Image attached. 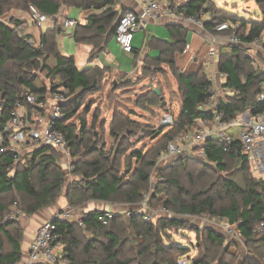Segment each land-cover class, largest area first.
<instances>
[{
	"label": "trees",
	"instance_id": "obj_1",
	"mask_svg": "<svg viewBox=\"0 0 264 264\" xmlns=\"http://www.w3.org/2000/svg\"><path fill=\"white\" fill-rule=\"evenodd\" d=\"M116 1L0 0V16L9 14V23L0 20V127L7 120L11 105L15 100H22L24 92L34 94L39 100L60 88L75 95L74 99L62 104V116L57 122V127L64 134L70 148L72 172L80 176L66 191L65 197L71 207L90 199L139 203L144 192L149 189L151 171L156 166L157 158L165 150L166 143L195 120L212 118L211 112L197 108L211 96V81L201 68L188 74L178 71L175 55L184 52L187 47L189 31L182 25L172 24L168 27V40L151 36L147 42L149 48L158 51L157 57L146 54L142 58L144 63L167 65L182 91L180 110L174 118V125L166 131L158 128L149 133L154 139L162 135L159 143L146 154L133 149L130 157L138 165L132 168L130 162L126 167V175L121 176L114 161L102 149L94 146L84 124L80 137L75 134L74 127L68 120L78 110L82 95L98 91L104 73L111 69L98 66L79 69L73 56L63 55L57 42V35L62 31L59 19L67 18L65 15L71 7L81 11L92 10L85 23L78 22L72 31L75 43L92 46L89 54V60H92L113 38L116 22L125 12L114 8ZM210 4V0H189L179 9L185 14H208L203 28L209 33H215V26L226 21L238 23L239 27L229 29L224 34H234L244 44H251L262 38L264 0H256L262 12V19L257 21L234 18L215 9L213 13ZM32 8L47 16L44 23L49 20H54L55 23L52 28L43 29L44 23L38 27L40 34L36 47L26 41L30 39V35H21L10 26L25 25ZM20 14L28 16L23 18ZM241 29H247V32L240 33ZM224 45L227 51L219 53L216 70L219 74H225L224 88L233 92L219 101L218 107L224 111V119L233 118L246 109L252 113L264 111V103L257 100L264 74L246 68L249 60L240 55L242 44ZM262 48L264 50V41ZM133 50L139 55V50ZM38 72H45L50 83H36ZM55 78L57 81H54ZM158 90L160 95H156L153 89L152 95L163 99L161 90ZM152 100L147 99L146 102L152 103ZM136 127L138 125L132 119L116 114L109 126V134L121 144L125 141L123 133ZM203 151L205 161L188 156H177L167 161L169 163L157 173L158 183L155 194L152 197L150 195L149 205L157 193H162L166 195V199L161 201V206L165 209L172 208L175 212L188 216H221L230 224L238 222L237 229L245 239V246L253 251L246 255L243 264H264V227L260 233L253 232L257 224L264 223V180L253 175L249 161L240 153V143L237 140L229 145L207 140ZM125 152L126 149H119L116 155L123 156ZM77 154L82 157L77 158ZM95 154V157L89 159ZM16 159L11 152L0 154V264H16L22 256L20 244L23 228L20 217L3 222L5 215L12 209L11 206L16 203L26 215L47 207L57 197L64 177V168L58 163L60 155L51 146H40L18 161ZM232 167L234 170L229 177L219 175ZM15 197H20L21 201L18 202ZM101 212L93 210L85 213L83 226H79L76 221L55 222L63 246L61 256L67 258L69 264H177L181 256L189 252L188 247L162 242L163 232L173 227L187 226V219L168 217L150 222L139 214L128 218L115 216L106 225H102L98 221ZM84 229L91 234L86 240ZM193 229L199 232L198 228ZM202 231L205 234L202 241L204 251L191 259V264L242 263L236 255L228 253L231 244L224 243L222 234L206 227ZM125 232L131 234L130 238L122 237ZM138 237L140 242L132 240ZM126 239L131 247L137 246L135 250L130 249L134 252L131 256L123 253Z\"/></svg>",
	"mask_w": 264,
	"mask_h": 264
},
{
	"label": "built area",
	"instance_id": "obj_2",
	"mask_svg": "<svg viewBox=\"0 0 264 264\" xmlns=\"http://www.w3.org/2000/svg\"><path fill=\"white\" fill-rule=\"evenodd\" d=\"M140 1L143 4V15L132 11H125L116 22L113 38L116 44L126 53L132 52L134 34L145 28L146 20L164 16L200 27H203V22L206 20L202 16V13L185 14L180 11V6L189 0ZM47 19L45 14L32 8L25 25L13 26L10 24V26L22 35L25 34L24 27L26 25L40 27ZM0 20L5 22L1 16ZM78 22L76 19L66 18L62 22V26L74 28ZM238 27V23L231 24L224 21L215 26V33L208 32L209 36L205 41V44L209 45L208 55L214 59L217 56L214 48L215 43L244 44L236 35L224 34L229 29L235 30ZM262 38L264 39V34ZM26 41L36 47L32 39H27ZM220 75L225 80V74ZM260 87L257 100L264 103V82L260 84ZM232 94L233 92L229 90L225 96ZM223 96L219 97H222L223 100L225 98ZM219 97L214 98L210 96L197 106L199 110L211 112L212 118L208 120H195L192 125L185 128L184 131L166 144V148L158 157L157 162L159 164L166 163L171 158L177 156H188L205 161L203 148L207 140L218 141L224 145H229L232 141L237 140L240 143V153L249 161L253 175L264 180V111L252 113L249 109H246L236 114L233 118L224 119V111L218 107ZM66 102L67 99L61 89L47 93L45 98L41 100L34 94L24 92L23 99L15 100L11 105L8 118L0 127V154L7 152L14 153L17 157L16 161H18L21 155L30 152L32 149L40 146H51L62 157L65 169H68L70 166V148L64 134L57 127V122L62 116L61 106ZM0 103H2L1 95ZM161 124L169 128L172 127L174 125L173 116L169 113H163ZM235 127L238 129V133L236 135L229 133V129ZM147 209L148 205L146 201H142L132 208L102 211L98 215V221L102 225H106L115 216L128 218L139 214L143 216L144 220L148 221ZM76 210L77 208L59 210L43 222L36 230L34 238L30 243L27 260L21 264H69L68 259L61 256L63 246L60 243L61 236L57 232L55 222L76 221L79 226H83L85 214L74 219L72 218V211L76 212ZM162 211L164 212L166 209L162 208ZM23 215L24 213L14 203L12 209L5 215L3 222ZM211 217L213 220H218V224H220L226 236L245 245V239L237 229L238 222L230 224L224 217ZM263 227L264 223H259L254 227L253 232L260 233ZM56 249H60L61 253H58ZM243 261H241V264H243ZM177 264H191V262L187 257H181Z\"/></svg>",
	"mask_w": 264,
	"mask_h": 264
},
{
	"label": "rangeland",
	"instance_id": "obj_3",
	"mask_svg": "<svg viewBox=\"0 0 264 264\" xmlns=\"http://www.w3.org/2000/svg\"><path fill=\"white\" fill-rule=\"evenodd\" d=\"M210 3L211 4L209 6L210 8H212L213 13L215 9L238 19L241 18L249 21H257L262 19V12L257 6L256 0H210ZM91 12L81 11V9L79 8L71 7L66 14L68 17L75 18L79 21V19L81 20V17H79L78 19L79 14L80 16L85 14V17H87ZM202 16L205 19L208 18V14L202 13ZM8 17V13H5L3 16H1L2 20H4L5 23H9ZM59 20L61 23L63 21V17H61ZM49 21L47 23H50ZM28 31L29 34L36 36V31L34 28L31 27ZM71 31V29H63L57 35V42L59 47L62 46V39H65V43L67 42V44L70 45V50L74 49L75 42H71L68 37ZM166 31H168V29H166ZM246 32L247 29L240 30V33L245 34ZM167 34L169 35V31ZM145 36L146 33L143 31L135 33L132 46L137 50L146 48L150 53L148 54L149 56L157 57L158 51L147 46V42L150 39L149 37L146 39L147 41L145 42V44H143V42L145 41ZM32 41L34 42L35 46H38V41L36 38ZM263 41L264 39L261 38L256 43L242 44L240 55L248 58L249 63H247L246 65V68L248 70L264 74V50L262 48ZM109 43H113L114 45H116V42L113 38L108 42V44ZM214 48L217 55L215 57L216 60L219 53L227 51L224 44L215 43ZM208 50L209 45L204 44L198 56L200 55L201 59H204L203 62H205L206 65L203 66L201 60V64L197 69L201 68L202 71L204 70V72L206 73V77L210 79L211 96L214 98H218L219 96L224 95L223 97H225V94H228L229 90L224 88V79H222L221 75L217 72L216 67L214 66V58L208 55ZM67 54L70 56L72 55L70 52ZM78 62L80 63V61ZM176 66L178 68V71L181 72V68L177 63ZM45 74V72H38V80L36 81V83L49 84L51 80L50 78L46 77ZM54 81H57L56 78ZM150 84L151 86H149ZM153 88L161 90L163 99L152 95ZM62 92L65 95L67 101H71L75 97V95L69 94L67 90L62 89ZM181 96L182 91L177 82V79L171 73L167 65L148 62L144 63L141 61V63L138 65L137 70L132 75L126 76L122 74H116L111 70H108L106 73H104L99 90L82 95L79 103L80 106L76 113L72 117H70L68 123L72 127H74V132L76 135H79V137L81 135L82 125L84 124L85 131L91 136V140L94 141V146L97 149H102V151H104L106 155L111 158V161H114V165L119 168L120 175L124 176L126 175V167L130 162L132 168L138 165L134 162V158L130 157V152L133 149H138L142 153L146 154L150 152L152 148L157 145V143H159L162 135L154 139V136L149 133L152 130L158 128H162L165 131L169 128L167 126H162V115L163 113H169L173 116V118H176L180 110ZM147 99H153V102H146ZM219 99H222V97H219ZM161 100L165 101L166 105H162ZM116 114H120L123 117H128L129 119L135 121L138 125V127L134 128V130H131L132 132L127 131L123 133L125 141L121 144L118 140L115 141L114 138L109 134V126L113 122ZM229 130V133H232L234 135L238 133V129L236 127L230 128ZM164 148H166V145ZM119 149H126V152L123 156L116 155ZM25 154L21 155V157ZM95 156L96 154L90 156L89 159ZM76 157L81 158L82 156L80 154H77ZM157 161L155 168L151 171L149 189L144 192L142 200L140 201H146L148 205V209L146 211L149 219L148 221L155 222L157 219L168 217H176L179 219L188 220V225L185 227H173L163 232L162 242L166 244H179L188 247L189 252L181 257H187L190 261L199 253H202L204 251V249L202 248V241L205 237V234L203 233L202 228L206 227L215 230L217 233L224 236L225 244H232V241L234 242V240L226 236L224 230L222 229L220 224H218V220H213V218L209 215L187 216L185 214L175 212L172 208L166 209V211L163 212L161 201L166 199V195L162 193H157L156 198H154L149 205L150 195L152 197V195L155 194V187L158 183L157 173L160 168L166 166L169 163L159 164ZM58 163L64 168L62 159L58 160ZM233 170L234 168L232 167L227 172H221L219 175L221 177H229ZM72 171L73 168H71V166H69L68 169L63 170L64 177L61 187L58 190L57 197L55 198L54 202L47 207L54 205V203L58 202L59 199L65 197L69 185L80 179L79 174ZM14 199H16L18 202L21 201L20 197H15ZM94 202L95 201L90 199L83 204H91ZM118 203L120 202H114V204ZM80 205H76L74 207L78 208V206L80 207ZM74 207L68 205L64 207L63 210L74 209ZM72 214V218L74 219L77 217L78 213L72 211ZM20 219H22V217H20L19 220ZM195 227L199 229V232L194 231L193 228ZM83 231L85 240L91 237V234L87 230L84 229ZM126 236L130 238L131 234L125 232V234L122 235V237L124 238ZM132 240L137 242L141 241L140 237H138L136 240L133 238ZM129 243V240L126 239L123 247V253H125L127 256H131L134 254V252L130 249L133 248L135 250L137 248V246L131 247ZM198 243H200V246H197ZM237 244H239L240 247L238 248V251H236V253L233 255H236L238 261L240 262L243 261L246 255L251 254L253 251L251 252L244 245V243ZM228 253H230L229 249ZM259 258L263 261L261 257ZM213 264H215V262Z\"/></svg>",
	"mask_w": 264,
	"mask_h": 264
},
{
	"label": "crops",
	"instance_id": "obj_4",
	"mask_svg": "<svg viewBox=\"0 0 264 264\" xmlns=\"http://www.w3.org/2000/svg\"><path fill=\"white\" fill-rule=\"evenodd\" d=\"M115 9L119 12L132 11L137 14L143 15L142 14L143 4L140 0H117L115 3ZM88 11L91 12L92 10H88ZM20 15L23 18H27L28 16V14H20ZM79 17H81V20L79 19ZM67 18H72V17L67 16ZM72 19H75V18H72ZM78 19H79V23H85L86 21L85 14L81 16L79 14ZM49 22L50 23H47V22L44 23L42 25V28L43 29L52 28L55 24L54 20L53 21L51 20ZM59 23H60V20H59ZM145 24L146 25L144 29H141L138 32H136V33H139L143 31L146 33L145 41L143 42V44H145V42L147 41L146 39L148 37L150 38L151 36L161 37V38L168 40L170 38V35L167 34L168 31H166V29H168L169 25H172V24L182 25L189 31L187 35V47L185 48L184 52L178 53L175 55L176 63L181 68L182 74H188V73L196 71L198 66L201 64V60H202V65L203 66L206 65V63L203 62L204 59H201L200 55L198 56V54L202 50V46L205 44V41L208 39V36H209V33L203 27L197 26L195 24H190V23H182L176 19H169L164 16L158 17L156 19L146 20ZM60 25H61L62 30L71 29L73 31V28L63 27L62 22L60 23ZM31 27L35 29L36 36L29 34L28 30ZM72 31L68 37L71 42L72 41L74 42L73 37H72ZM24 33L30 35V39L33 40L36 38L38 41L40 29L38 27L26 25L24 27ZM61 43H62V46L60 47L58 46L59 51L65 56H70L67 54L70 52L72 54L71 56H73L75 59L76 66L79 69H83L86 67H94V66L107 67L116 74H122L126 76L132 75L133 73H135V71L138 68V65L142 61L143 56L146 54H150L146 48L139 50V55L134 50L130 53H126L117 44L114 45L113 43H109L105 47V49L102 52H100L94 59L89 60V54L92 50L91 45L74 43V49L70 50L69 48L70 45H68L67 42L65 43V39H62ZM78 61H80V63ZM214 66L216 67V59H214ZM60 159H62L61 156H60ZM63 164H64V161H63ZM64 170H65V164H64ZM93 201L95 202L91 204H88V203L81 204L80 207L79 206L78 208L76 207L77 208L76 213H78L77 217L87 212L93 211V210H101V211L123 210V209L135 207L136 205V204H130V203L114 204V202H104V201H98V200H93ZM66 206H68V202H67V199L63 197L62 199H59L58 202H55L54 205L52 206L42 207L36 210L31 215L24 214L23 216H21L22 219H20V225L23 228V233H22V239H21L20 245H21L22 256H21V260L17 264H21L27 260L29 246H30L31 241L34 238L35 232L38 229V227L43 222L48 220L53 213L59 210H63V208ZM237 243L239 242L232 241V244L229 247L231 254H235L236 251H238V248L240 246ZM59 250L60 249H56L58 253H61V251Z\"/></svg>",
	"mask_w": 264,
	"mask_h": 264
},
{
	"label": "water",
	"instance_id": "obj_5",
	"mask_svg": "<svg viewBox=\"0 0 264 264\" xmlns=\"http://www.w3.org/2000/svg\"><path fill=\"white\" fill-rule=\"evenodd\" d=\"M58 31H59V29H58ZM149 86H151V84H150ZM153 91H154V93H155L156 95H160V91H159L157 88H153ZM162 105H166V102L163 101V102H162Z\"/></svg>",
	"mask_w": 264,
	"mask_h": 264
}]
</instances>
